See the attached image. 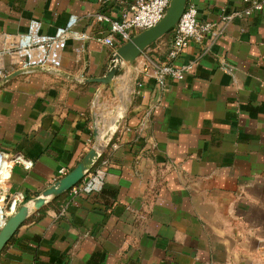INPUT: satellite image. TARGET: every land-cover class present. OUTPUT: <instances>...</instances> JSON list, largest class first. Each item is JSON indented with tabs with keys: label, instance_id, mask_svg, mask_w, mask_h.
Returning a JSON list of instances; mask_svg holds the SVG:
<instances>
[{
	"label": "crops",
	"instance_id": "0c3cea01",
	"mask_svg": "<svg viewBox=\"0 0 264 264\" xmlns=\"http://www.w3.org/2000/svg\"><path fill=\"white\" fill-rule=\"evenodd\" d=\"M124 1L0 0V42L33 21L52 36L78 16L59 73L37 66L0 85V149L33 162L14 167L13 192L29 199L77 165L93 111L101 130L123 115L93 169L102 186L75 193L82 180L34 215L0 264H264V6L222 21L251 3L188 0L212 25L170 60L191 72L163 87L143 70L147 56L169 61L166 35L100 90L85 79L104 75L115 49L95 15L118 18Z\"/></svg>",
	"mask_w": 264,
	"mask_h": 264
},
{
	"label": "built area",
	"instance_id": "2783aa9c",
	"mask_svg": "<svg viewBox=\"0 0 264 264\" xmlns=\"http://www.w3.org/2000/svg\"><path fill=\"white\" fill-rule=\"evenodd\" d=\"M171 1L126 0L122 3L118 18H112L102 12L96 13V21L106 22L108 25L106 35L100 39L101 42L116 50L117 47L131 40L136 34L156 25L165 15ZM244 1L251 3L249 10H246L245 13L224 12L221 20L231 21L244 14L260 10L264 6V0ZM77 21L78 16H72L66 27L59 29L52 36L41 34V23L36 21L19 27L15 32L6 33L3 41L0 42V85L14 72L18 70L29 71L37 66L59 73L63 67L62 51L66 43L65 32ZM207 31H212V25L199 24L197 6L188 3L173 30L172 44L168 50L169 61H157L147 56L142 66L143 70L146 72L153 71L156 80L163 87L169 78L183 80L191 72L192 63L177 66L170 60H174L192 41L201 42ZM82 37L85 38L86 35L83 34ZM16 165L30 169L33 162L19 152L10 153L0 149V229L28 199L23 192H13L10 187V179ZM66 173L67 169L65 168L59 170L61 176ZM101 186L102 181L98 179L97 173L92 171L83 179V184L75 193L87 188L98 189Z\"/></svg>",
	"mask_w": 264,
	"mask_h": 264
},
{
	"label": "water",
	"instance_id": "95a60500",
	"mask_svg": "<svg viewBox=\"0 0 264 264\" xmlns=\"http://www.w3.org/2000/svg\"><path fill=\"white\" fill-rule=\"evenodd\" d=\"M187 4L188 0H172L165 15L156 25L136 34L131 40L117 47L111 59L110 66L104 75L86 78L85 81L88 83H98L100 90H105L107 87L111 86L114 83V79L121 72L122 63L135 61L153 43L174 30ZM21 72H23V70H18L9 75L7 79L13 78ZM92 118L95 129L93 131L94 140L91 147L75 167L50 183L35 196L27 199L26 202L8 218L0 229V255L24 223L53 201L72 190L92 172L95 166L104 157L115 137L117 129L121 125L123 115L119 112L114 122L105 130L98 128V122L94 111Z\"/></svg>",
	"mask_w": 264,
	"mask_h": 264
},
{
	"label": "rangeland",
	"instance_id": "374dc122",
	"mask_svg": "<svg viewBox=\"0 0 264 264\" xmlns=\"http://www.w3.org/2000/svg\"><path fill=\"white\" fill-rule=\"evenodd\" d=\"M171 34V32L169 33V34H167V35H170ZM127 63H131V62H127ZM126 63H122V66L123 65H125ZM121 71H122V69H121ZM108 97H110V95H108ZM98 120V119H97ZM93 171V170H92Z\"/></svg>",
	"mask_w": 264,
	"mask_h": 264
},
{
	"label": "trees",
	"instance_id": "16d2710c",
	"mask_svg": "<svg viewBox=\"0 0 264 264\" xmlns=\"http://www.w3.org/2000/svg\"><path fill=\"white\" fill-rule=\"evenodd\" d=\"M173 35V31L171 32V34L169 36H172Z\"/></svg>",
	"mask_w": 264,
	"mask_h": 264
}]
</instances>
